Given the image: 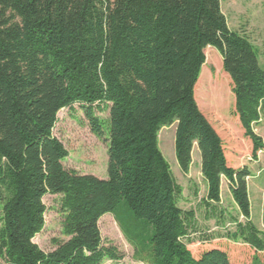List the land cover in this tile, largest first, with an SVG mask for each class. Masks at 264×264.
Masks as SVG:
<instances>
[{"label":"trees","instance_id":"trees-1","mask_svg":"<svg viewBox=\"0 0 264 264\" xmlns=\"http://www.w3.org/2000/svg\"><path fill=\"white\" fill-rule=\"evenodd\" d=\"M208 47L218 52L230 78L234 115L255 159L264 150L252 129L260 120L264 71L252 43L228 27L220 0H0L4 264L119 262L117 249L102 243L99 221L105 214L114 216L133 259L143 264H231L221 249L199 257L189 249L220 238L264 252V233L250 221L249 171L229 164L222 138L195 99ZM74 104L97 137L107 134L106 179L62 165L68 152L53 130L58 112ZM104 109L105 124L95 115ZM173 124L184 175L193 147L200 152L204 219L215 220L217 228L226 222L218 210L226 180L244 219L229 216L232 231L201 232L195 212L180 208L183 190L158 146L160 130ZM47 195L62 198L67 239L46 253L33 239L44 228ZM251 264L264 262L255 255Z\"/></svg>","mask_w":264,"mask_h":264},{"label":"rangeland","instance_id":"rangeland-1","mask_svg":"<svg viewBox=\"0 0 264 264\" xmlns=\"http://www.w3.org/2000/svg\"><path fill=\"white\" fill-rule=\"evenodd\" d=\"M220 6L228 27L244 35L256 48L260 67L264 71V0H220ZM205 51L209 56L206 58L205 55V62L197 80L198 82L201 78V84L197 85V83L195 87L197 105L227 147L226 157L229 164L233 167L248 169V178L251 177L250 184H256L251 186L250 191H255L256 196H260L261 191L259 190L264 187V152L257 153L254 164L252 143L244 136L239 119L234 115L235 99L232 94V84L229 76L222 69L221 57L215 49L210 47ZM211 84L217 85L218 90L211 89ZM220 89L224 92L223 99L221 97L218 99L216 96L219 95ZM259 111V123L254 124L252 129L262 138L264 144V100ZM95 115L105 124L109 112L108 109H104L96 112ZM175 130L176 124L162 128L158 134V146L169 164L176 182L183 190L179 203L180 208L186 211L193 210L199 220L200 231L205 232L215 227L217 223L215 220L204 219V216L208 215V210L201 203L206 196L207 188L200 171V152L195 148L189 172L184 175L180 171L175 157ZM53 135L68 152L67 158L62 162L66 170L75 171L81 175H93L100 179L107 178V134L104 130V136L99 138L92 132L91 126L78 104L58 112ZM61 200L62 198L57 195H47L43 198L46 208L45 224L41 232L34 237L33 243L46 253L55 249V241L62 242L67 239L62 234L64 218L60 212ZM254 209L255 223L257 226L264 225V215L261 218L258 207L255 206ZM218 210L225 212L226 222L222 225L224 229L218 226L216 231L225 233V231L233 230L234 225L230 223L229 216L230 218L238 217V221L244 223V219L238 214V209L226 183L221 186V202ZM99 230L103 245L116 248L123 256L119 262L105 261L102 264H143L133 259V249L126 241L113 215L105 214L100 218ZM210 246L217 247L219 244L213 242L203 247L209 248ZM189 249L196 255L201 247L194 244ZM228 252L232 264H245L252 258L251 250L240 242L231 245ZM262 260L264 262V253ZM0 264L4 263L0 260Z\"/></svg>","mask_w":264,"mask_h":264},{"label":"crops","instance_id":"crops-1","mask_svg":"<svg viewBox=\"0 0 264 264\" xmlns=\"http://www.w3.org/2000/svg\"><path fill=\"white\" fill-rule=\"evenodd\" d=\"M233 143V142H232ZM234 144V143H233ZM196 148V146H194L193 147V150H192V157H193V153H194V151L196 150L195 149ZM252 148V147H251ZM225 149L227 150V147L225 146ZM263 152H264V150H263ZM226 153H227V151H226ZM236 155V154H235ZM236 156H238V155H236ZM257 158V157H256ZM256 158L253 160L254 161V164L256 163L255 162V160H256ZM199 165H200V163H199ZM235 168H239V167H235ZM249 179H251V177L250 178H248V180H247V192H248V197H249V203H250V221H251V223L258 229V230H260V231H262L263 233H264V225L263 224H260V226H257V224L255 223V214H254V208H255V206L256 207H258V209H259V212H260V216H261V218L263 217V215H264V195H262L263 193H264V187L263 188H261V190H259V191H261V195L260 196H256V193H255V191L254 192H251L250 191V188H251V186L253 185V186H255L256 184H250V182H249ZM223 183H226L227 184V182H226V180L225 179H223L222 178V180H221V186H222V184ZM254 189H255V187H254ZM260 189V188H259ZM241 217V216H240ZM216 229H218L217 227H213L212 229H211V231H216ZM213 242H216V243H218L219 244V246H215L214 248H218V249H221V250H223V251H225V252H227V253H229L228 252V249H230V247H231V245H234V244H237V243H233L232 241H229V240H227V239H223V238H220V239H214L212 242H211V244L213 243ZM195 244H197V245H199L200 247H201V249L199 250V252L195 255L194 254V256L195 257H199V255H201V253H203V251H205L206 249H211L212 247L210 246L209 248H207V247H203L204 245H209V244H204V245H201V244H199V243H195ZM194 244H192V245H190L189 247H191V246H193ZM243 246H245V247H247L249 250H251V252H252V258H251V260L248 262V263H245V264H251V262H252V259H253V257L256 255V256H258V257H260V260H261V262H263V260H262V254L264 253V252H262V253H258V252H255L254 250H252L248 245H246V244H242ZM191 250V249H190ZM229 255V254H228ZM229 257H230V255H229ZM231 264H232V261H231ZM243 264V263H242Z\"/></svg>","mask_w":264,"mask_h":264}]
</instances>
